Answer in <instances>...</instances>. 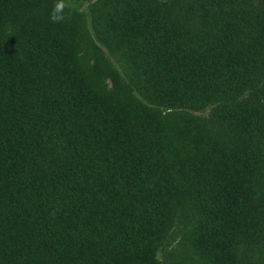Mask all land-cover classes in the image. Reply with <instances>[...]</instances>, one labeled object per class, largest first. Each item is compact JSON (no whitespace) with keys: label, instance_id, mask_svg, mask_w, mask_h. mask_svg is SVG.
<instances>
[{"label":"trees","instance_id":"16d2710c","mask_svg":"<svg viewBox=\"0 0 264 264\" xmlns=\"http://www.w3.org/2000/svg\"><path fill=\"white\" fill-rule=\"evenodd\" d=\"M113 1L131 110L92 95L68 37L0 38V264H157L191 213L200 256L264 264V0ZM208 107L215 135L189 113Z\"/></svg>","mask_w":264,"mask_h":264},{"label":"rangeland","instance_id":"374dc122","mask_svg":"<svg viewBox=\"0 0 264 264\" xmlns=\"http://www.w3.org/2000/svg\"><path fill=\"white\" fill-rule=\"evenodd\" d=\"M25 3L27 6L16 14L3 12L0 38L12 42L20 50L18 39H27L30 34L54 33L68 37V57L80 77L91 85L92 95L115 107L117 101H126V108L131 110L137 95L132 89L128 91V88L136 78L128 72L127 49L123 42L110 44L108 39L115 30L108 23L106 15L114 12L116 3L113 0H26ZM27 10L33 11L35 16ZM113 80L119 85L112 84ZM157 110L164 133L168 138H174L173 131L179 122L178 110L159 107ZM189 113L199 120L204 132L211 135L219 132L214 109L208 107ZM172 144H176L175 139ZM183 218H186H181L184 222L174 219L170 224L166 241L157 250V264H212L200 256L192 245L190 223L193 222V214L190 218Z\"/></svg>","mask_w":264,"mask_h":264}]
</instances>
